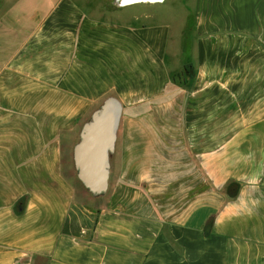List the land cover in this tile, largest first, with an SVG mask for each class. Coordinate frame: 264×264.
<instances>
[{
	"label": "crops",
	"instance_id": "crops-1",
	"mask_svg": "<svg viewBox=\"0 0 264 264\" xmlns=\"http://www.w3.org/2000/svg\"><path fill=\"white\" fill-rule=\"evenodd\" d=\"M163 1L0 0V264H264V0L123 13ZM111 95L91 207L65 154Z\"/></svg>",
	"mask_w": 264,
	"mask_h": 264
},
{
	"label": "water",
	"instance_id": "water-1",
	"mask_svg": "<svg viewBox=\"0 0 264 264\" xmlns=\"http://www.w3.org/2000/svg\"><path fill=\"white\" fill-rule=\"evenodd\" d=\"M159 0H120L121 4ZM122 104L107 96L83 125L73 148L76 176L92 195L104 194L109 181V155L113 151Z\"/></svg>",
	"mask_w": 264,
	"mask_h": 264
},
{
	"label": "rangeland",
	"instance_id": "rangeland-1",
	"mask_svg": "<svg viewBox=\"0 0 264 264\" xmlns=\"http://www.w3.org/2000/svg\"><path fill=\"white\" fill-rule=\"evenodd\" d=\"M77 1H79L82 5L86 6V3H87L86 0H77ZM163 2L165 3L129 7V8L124 9L123 13L125 10L126 11L128 10V12L137 13L138 11H141L142 9H148L153 14H155V17H153L151 20H159V19L167 20L169 24L173 27L175 22L180 20V18L182 17V14L180 13L181 9H178V6L180 5L179 2H181V0H164ZM177 69L179 70V68ZM173 79L176 81L175 77ZM124 111L126 115L130 112V110H128L127 108L123 110V112ZM77 139H78V135L74 134L70 141L71 147L67 148L66 150L65 160L69 164L68 170L66 171V173L73 184V187L77 193L78 198L85 201V203H87L91 207H98V205L102 202L101 200H104L106 202L111 197V193L113 192V187L116 185L115 171L117 169V165L113 163L111 165L109 185H108V189L106 190V192L100 197H97V198L93 197L92 194H90L84 187H81L82 186L81 182L78 180L76 176V171H75L73 161H72V147L74 143L77 141Z\"/></svg>",
	"mask_w": 264,
	"mask_h": 264
},
{
	"label": "clouds",
	"instance_id": "clouds-1",
	"mask_svg": "<svg viewBox=\"0 0 264 264\" xmlns=\"http://www.w3.org/2000/svg\"><path fill=\"white\" fill-rule=\"evenodd\" d=\"M258 174L257 175H253L252 177H250L246 182L248 184V186L250 188H255V186L258 183ZM248 193H244L243 195L239 194L237 199V204H238V208L240 211H247V204L245 203V198L248 197Z\"/></svg>",
	"mask_w": 264,
	"mask_h": 264
},
{
	"label": "trees",
	"instance_id": "trees-1",
	"mask_svg": "<svg viewBox=\"0 0 264 264\" xmlns=\"http://www.w3.org/2000/svg\"><path fill=\"white\" fill-rule=\"evenodd\" d=\"M188 66L189 64H186V66H184V71L187 75H191L192 74V71L188 70Z\"/></svg>",
	"mask_w": 264,
	"mask_h": 264
}]
</instances>
